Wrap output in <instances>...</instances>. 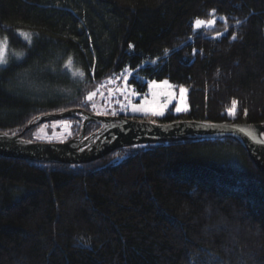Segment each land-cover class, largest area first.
I'll use <instances>...</instances> for the list:
<instances>
[{"label": "trees", "instance_id": "obj_1", "mask_svg": "<svg viewBox=\"0 0 264 264\" xmlns=\"http://www.w3.org/2000/svg\"><path fill=\"white\" fill-rule=\"evenodd\" d=\"M0 36L26 54L0 71V132L92 112L85 97L126 68L144 93L151 80L188 88L189 111L162 123H264V0H0ZM68 58L84 77L63 68ZM63 120L80 134L81 118ZM0 264H264V174L227 139L130 146L80 165L0 158Z\"/></svg>", "mask_w": 264, "mask_h": 264}, {"label": "water", "instance_id": "obj_2", "mask_svg": "<svg viewBox=\"0 0 264 264\" xmlns=\"http://www.w3.org/2000/svg\"><path fill=\"white\" fill-rule=\"evenodd\" d=\"M22 132L7 136L0 132V158L43 164L80 165L100 160L111 153L130 146L227 139L239 143L249 154L255 166L264 174V123L206 122L180 120L170 123L138 121L125 116L98 115L84 109H72L39 116ZM68 118H81L78 136L60 143H29L25 135L39 125ZM100 128L87 135L88 125ZM243 129L244 131H240ZM253 131V139L246 133Z\"/></svg>", "mask_w": 264, "mask_h": 264}, {"label": "snow or ice", "instance_id": "obj_3", "mask_svg": "<svg viewBox=\"0 0 264 264\" xmlns=\"http://www.w3.org/2000/svg\"><path fill=\"white\" fill-rule=\"evenodd\" d=\"M215 14V10H213V15ZM221 19L226 20L225 17H221ZM237 23H240L237 21ZM216 24V20L213 19H208V20H202L197 18L195 20V28L199 31L204 28H214ZM225 31H227V26H225ZM18 35L23 38V40L31 44L32 42V37L33 33L30 31H23V30H17ZM38 37V33L35 34ZM223 35L222 33H217V36ZM231 39L235 40L236 36H232ZM25 53L23 51H13L12 52V57L17 60H22L25 58ZM151 63L155 64L156 61H151ZM9 65V42L7 37L0 39V71L6 70L7 66ZM64 69H67L71 75L76 76V77H84L85 73L79 69L73 70V60L71 58H68L67 61L63 65ZM42 70H48L53 73L57 71V69L51 65H46L45 69ZM92 71L94 72L95 69L93 68ZM123 77V86L120 88L115 89V92H119L121 95L124 96V99L126 100V103L121 105V111H128L130 110L131 112L134 113H142L144 115H150L153 117H162L165 115V110L169 107V104L172 102L173 99H175V93L172 91L173 86L169 83L167 80L163 81H157V80H151L147 82L146 86L149 89L148 93H144L141 91H138L134 83L130 85V79L133 76V70L132 69H124V71L120 74ZM25 80L29 83V85L34 88L37 92L40 91V88L36 85L35 81L31 80L27 75H25ZM112 83H115V81H112ZM186 89L181 87L180 88V105L176 106L175 111L176 112H185L187 111V107L182 106L184 104V94L186 93ZM149 94L151 95V99H149ZM97 95L96 92H91L85 97L86 102H93L94 97ZM143 97V102L142 103H136L134 102L133 98L135 97ZM117 103H120L119 100L116 101ZM237 101L233 100L232 101V106L227 110L228 115L232 116L233 118L236 117V108H237ZM92 107L95 109L97 106L93 102ZM47 114V113H44ZM98 115H109L111 114L112 116L118 115V112L113 109L111 113L108 111H98ZM243 115L247 116L248 115V110L244 109L243 110ZM40 117L36 116L33 117L29 123H33L36 121H39ZM155 123V121H153ZM63 127L66 132L71 128V122L68 120H60L57 123L51 124V127ZM49 128V124H43L40 126V133H45V131ZM240 131H244L241 129ZM70 135L71 133L68 132ZM248 136H251L253 139L256 138V133L253 131H248L246 133ZM3 135L7 136L8 133L5 132ZM44 137L40 134H37V139H43ZM31 143V141H28ZM118 155V154H117Z\"/></svg>", "mask_w": 264, "mask_h": 264}, {"label": "rangeland", "instance_id": "obj_4", "mask_svg": "<svg viewBox=\"0 0 264 264\" xmlns=\"http://www.w3.org/2000/svg\"><path fill=\"white\" fill-rule=\"evenodd\" d=\"M213 18L217 21L218 17H213ZM213 18H211V19H213ZM202 20H208V19H202ZM195 30H197V29L195 28ZM23 31H30L31 33H33V31H31L29 29H23ZM3 38H5V37L0 36V39H3ZM7 39L9 42V64H10L11 61L14 59L12 57V52L14 50L12 49L9 38H7ZM16 52H19V51H16ZM15 60H17V59H15ZM165 80L169 81V83L173 86L172 91L175 93L176 98L173 99L172 102L169 104V107L165 110V115L162 117H153L150 115H144L142 113H134V112H131L130 110L121 111V105L126 103V100L124 99L123 95H121L119 92L114 91L115 89L123 86V78H119V77L107 79L105 81V84H102L100 86L102 93H100V95L96 98V100H94L97 107L95 109L92 107V110H93L92 112L95 114H97L98 111H101V112L102 111H108L109 113H111V111L113 109H115L118 112V115H116V116H119L120 114H124L125 116H128V117L130 116L132 119H135L138 121H148V122L155 121V123H162L161 119L166 117L170 111H172V113L175 115H180V114L188 112L190 109L189 108V101H188V97H189L188 88L185 86H179V85L175 84L174 82H172L170 79H165ZM112 81H115V83H112ZM181 87H183L187 90L186 93L184 94V104L182 106L187 107L188 110L185 112H176L175 111L176 106L180 105V88ZM148 92H149V89L145 93H148ZM149 99H151L150 94H149ZM117 100H119L120 103H117L116 102ZM133 100L136 103H142L143 97L142 96L141 97H135V98H133ZM106 116H112V115L109 114ZM58 121H60V120H58ZM58 121H54L53 123H57ZM71 126H72V122H71ZM39 129H37L33 133V135L31 136V139H29L30 141L46 142V143H60V142H65V141L69 140L70 138L71 139L73 138L72 137L73 136V130L71 128L68 130V132L71 133L70 135L68 134V132L65 131V129L63 127L57 126V127L53 128V127H51V124H49V128L45 131V133H40ZM37 134L42 135L44 138L43 139H37Z\"/></svg>", "mask_w": 264, "mask_h": 264}, {"label": "flooded vegetation", "instance_id": "obj_5", "mask_svg": "<svg viewBox=\"0 0 264 264\" xmlns=\"http://www.w3.org/2000/svg\"><path fill=\"white\" fill-rule=\"evenodd\" d=\"M98 129H99V128H98ZM98 129H97V130H98ZM95 131H96V130H95ZM95 131H94V132H95ZM92 133H93V132H92ZM92 133H91V134H92ZM87 135L89 136L90 134H87Z\"/></svg>", "mask_w": 264, "mask_h": 264}]
</instances>
